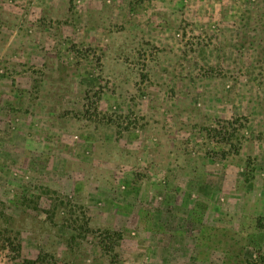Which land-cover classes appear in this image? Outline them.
Wrapping results in <instances>:
<instances>
[{
	"label": "rangeland",
	"instance_id": "obj_1",
	"mask_svg": "<svg viewBox=\"0 0 264 264\" xmlns=\"http://www.w3.org/2000/svg\"><path fill=\"white\" fill-rule=\"evenodd\" d=\"M0 264H264V0H0Z\"/></svg>",
	"mask_w": 264,
	"mask_h": 264
}]
</instances>
